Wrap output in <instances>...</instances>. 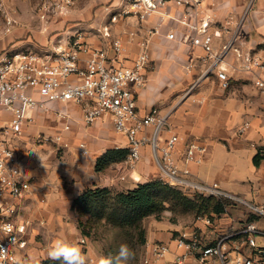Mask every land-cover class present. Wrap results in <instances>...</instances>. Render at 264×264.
I'll return each instance as SVG.
<instances>
[{
    "label": "crops",
    "instance_id": "0c3cea01",
    "mask_svg": "<svg viewBox=\"0 0 264 264\" xmlns=\"http://www.w3.org/2000/svg\"><path fill=\"white\" fill-rule=\"evenodd\" d=\"M248 2L204 0L199 6L197 21L199 25H208L207 30L213 37L211 54L193 43L197 32L190 31L179 20L164 17V13H156L143 23L131 18L112 24L111 39L96 34L86 39L95 47L109 49L110 55L111 41L122 39L127 49L124 63L127 66H132L133 59L142 51V44L148 43L146 82L135 89L140 115L145 116L153 108L168 114L169 126L161 132L159 144L164 145L171 134L181 138L176 158L182 169L190 170L189 180L197 185L216 186L242 201L231 202L221 215L188 214L176 223L170 221L171 214L162 220H150L145 225L147 243L139 264H145L151 245L159 242L168 244L170 252L164 259L150 264H173L182 253L174 242L179 233L197 229L206 245H215L221 237L235 234L248 222L260 223L254 219L259 216L254 209L264 210V93L256 87V71L247 68V59L264 55V0H253L251 13L241 19ZM169 10L175 17L183 14L174 5ZM30 30L16 27L11 34L0 33V53L9 47L32 49L29 44L33 40L27 37L33 32ZM172 33L175 36L170 39L168 35ZM33 35L41 40V46L33 49L36 51H43L56 42L38 31ZM18 37L23 40L16 41ZM68 42L62 39L61 44L67 46ZM216 56H221V62L214 68ZM85 58L82 54L81 67L85 66ZM221 70L230 78L228 89L222 87L218 77ZM49 106L48 110H33L32 120L21 135L11 140L19 155L24 179L30 183L25 197L12 201L18 208L17 220L28 223V245L18 251V257L21 264L56 261L49 258V252L54 242L63 241L78 246L82 254L97 257L99 263L101 257L91 251L90 240L85 249L80 244L83 236L71 219L75 216L71 209L73 201L87 189L111 188L125 192L141 183L154 180L170 183V179L159 168L150 146L141 149V157L136 162L130 163L126 158L96 171L98 159L108 150L128 149L127 137L115 131L108 116L88 125L78 105L54 102ZM246 125L248 128L240 133L239 129ZM56 135H61L59 143L41 140L43 136ZM192 142L205 146L206 152L198 154L201 163L187 165L182 158ZM257 155L258 165L254 161ZM179 188L189 196L200 194L194 188ZM199 217H209L212 224L207 225ZM258 244L264 246V238ZM237 245L250 250L245 237L239 235L225 247L232 249ZM186 264L201 263L189 258ZM202 264L219 263L211 258Z\"/></svg>",
    "mask_w": 264,
    "mask_h": 264
},
{
    "label": "built area",
    "instance_id": "2783aa9c",
    "mask_svg": "<svg viewBox=\"0 0 264 264\" xmlns=\"http://www.w3.org/2000/svg\"><path fill=\"white\" fill-rule=\"evenodd\" d=\"M203 1L28 0L44 25L40 33L56 42L43 51L9 47L0 53V264H21L18 251L28 245V223L17 220L18 208L12 201L24 198L30 183L24 179L20 158L11 140L21 135L25 125L32 120L33 110H48L54 102L78 105L88 125L110 117L115 131L127 137V160L130 163L138 161L141 149L150 146L159 168L170 179V185L194 188L205 196L226 197L242 202L216 186L197 185L189 180L190 170L182 169L176 158L181 138L171 134L164 145L159 144L161 132L169 126L168 114L153 108L145 116L140 115L135 89L146 82L144 70L150 59L148 43L142 44V51L133 59L132 66H127L124 64L127 49L122 39L111 41L112 55L109 49L95 47L86 41L94 34L111 39V26L119 21L134 18L143 23L156 13H164V17L179 20L190 31L197 32L193 43L211 54L213 37L207 30L208 25H199L197 21L198 8ZM10 2L0 0V33L4 35L11 34L22 25L12 14ZM171 5L180 7L183 14L175 17L169 10ZM91 6L102 9L98 18L94 16L92 21L89 19L85 22L73 16L80 9ZM174 36L173 33L168 35L170 39ZM62 39L69 41L67 46L61 44ZM82 54L86 55L84 67L80 66ZM214 59L216 68L221 56ZM247 62V68L256 71V87L264 93V55L249 56ZM218 77L222 87L228 89L230 78L225 70L218 72ZM66 128L69 129V126ZM247 128V125L243 126L239 132L243 133ZM41 140L59 143L61 135L43 136ZM205 152V146L189 143L182 160L187 165L201 163L202 158L198 154ZM254 210L264 216L263 209ZM198 220L207 225L212 224L209 217H199ZM238 235L245 237L250 250L240 245L232 249L225 247L229 240ZM257 236L264 238V229L255 221L246 223L235 234L221 237L215 245H206L197 229L192 233L182 232L174 239L182 253L173 264H186L189 258L201 264L211 258H215L219 264H264V246L258 244ZM88 242L86 237H82L80 244L85 249ZM169 252L168 244L154 243L144 262L150 264L160 261ZM82 255L84 264H99L97 257L88 253Z\"/></svg>",
    "mask_w": 264,
    "mask_h": 264
},
{
    "label": "trees",
    "instance_id": "16d2710c",
    "mask_svg": "<svg viewBox=\"0 0 264 264\" xmlns=\"http://www.w3.org/2000/svg\"><path fill=\"white\" fill-rule=\"evenodd\" d=\"M128 153V149L108 150L98 159L96 171H103L111 164L122 162ZM254 161L256 165L259 164V155ZM230 205L231 201L214 196H189L165 181L154 180L138 184L125 192L111 188L87 189L73 201L71 209L78 215V229L83 237L90 240L95 235L94 224L105 222L119 233L121 244H127L133 252H141L147 243V232L142 225L146 218L154 216L162 220L163 214L168 211L172 214L170 221L176 223L179 215H221ZM111 252L117 254L115 257L107 256L111 264H121L118 257L120 249L111 248ZM140 252L137 261H140ZM61 262L56 260L45 264Z\"/></svg>",
    "mask_w": 264,
    "mask_h": 264
},
{
    "label": "rangeland",
    "instance_id": "374dc122",
    "mask_svg": "<svg viewBox=\"0 0 264 264\" xmlns=\"http://www.w3.org/2000/svg\"><path fill=\"white\" fill-rule=\"evenodd\" d=\"M10 4H11V6H13V7H11L13 9L12 14L22 24L21 27L31 28L32 30H30V31H33V32H29L27 34L28 39L31 38V40H33L31 42V44H29L30 47L32 49H36V48H38V46H41L40 45L41 44L40 37L37 35L34 36L33 34L36 31L40 32V30H42L41 27H43L44 25L39 20L36 13L33 11V8L31 7L28 0H11ZM253 5H254L253 0H250V2H248L246 4V7L243 9V11L240 15L241 19H245L251 13V11L253 9ZM9 7H10V5H9ZM89 8H87V10L86 9H84V10L80 9L78 11V13L73 14V16L76 17V20H82L85 22H87L89 20V18H93L94 16L95 17L97 16V18H98L100 16V11L102 10L101 8H98V7H94V8H90V9ZM91 10H92V14L94 13V15L91 14ZM83 15H85V17ZM90 21H92V20L90 19ZM103 22H106V20ZM19 40H23V37H18L16 39V41H19ZM19 47H23V46L19 45ZM20 49H27V48H20ZM215 198L228 200V201H231L232 203L236 202V201L228 199L226 197H215ZM167 214H171V212H168V211L165 212L163 214V217H165V215H167ZM185 215L187 216L188 214H185ZM185 215H179L177 217V219H181ZM171 217H172V214H171ZM71 219L73 221H75V223H77V227H78V215L75 213V216L72 217ZM152 219H156V218L154 216H150V217L146 218L142 223L143 227L145 228V225H147L148 222ZM254 219L256 221H260V223H259L260 227L264 226V217L259 215V216H254ZM85 220L86 219H84V221ZM94 228L95 229L93 230V233H95V235L90 239V243H89L91 251L95 255L97 254L99 257H101V259L102 258L108 259L107 258L108 255H110L109 257H115L117 254L114 252L110 253V251H111V248L120 249V246L122 245L121 244L122 241L120 239L119 233L115 229H113L112 227L105 224V222L94 224ZM257 241H258V243L261 244L263 242V238L260 236H257ZM139 252H140L139 250L134 251L135 258L132 260H126L124 257H121L120 254H118V257L120 259L119 262L121 264H139V259H138V261L136 260V257L137 256L139 257ZM140 255H141V252H140Z\"/></svg>",
    "mask_w": 264,
    "mask_h": 264
},
{
    "label": "clouds",
    "instance_id": "9594fccd",
    "mask_svg": "<svg viewBox=\"0 0 264 264\" xmlns=\"http://www.w3.org/2000/svg\"><path fill=\"white\" fill-rule=\"evenodd\" d=\"M120 256L126 260H132L135 258V253L127 244H122L120 246ZM49 258L52 260H60L62 264H84L85 259L78 246L63 241L54 242L49 252ZM99 264H111V261L110 259L102 258Z\"/></svg>",
    "mask_w": 264,
    "mask_h": 264
}]
</instances>
